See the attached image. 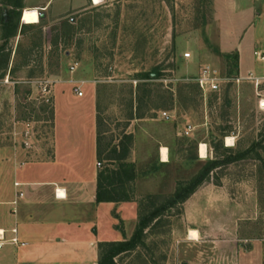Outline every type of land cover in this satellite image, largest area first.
I'll return each instance as SVG.
<instances>
[{"label":"rangeland","instance_id":"rangeland-1","mask_svg":"<svg viewBox=\"0 0 264 264\" xmlns=\"http://www.w3.org/2000/svg\"><path fill=\"white\" fill-rule=\"evenodd\" d=\"M32 8L46 17L24 20ZM255 52L264 54V0H0V200L8 194L2 197L3 161L52 159L60 94L93 124L105 184L121 163L136 174L117 186L129 199L102 210L104 238L83 245L92 259L79 264H98L100 243L130 239L140 216L157 209L160 220L143 243L116 264H264V61ZM204 64L229 76L254 73L259 81L245 78L221 94H205L193 81ZM153 68L160 79L143 76ZM145 89L164 94L163 101L142 104ZM78 116L69 122L71 135L90 141ZM216 158L223 165L172 205L178 187ZM7 252L21 250L0 251V264H11Z\"/></svg>","mask_w":264,"mask_h":264},{"label":"crops","instance_id":"crops-1","mask_svg":"<svg viewBox=\"0 0 264 264\" xmlns=\"http://www.w3.org/2000/svg\"><path fill=\"white\" fill-rule=\"evenodd\" d=\"M92 2L97 5L94 0ZM65 99L64 103L60 94L55 98V144L52 159L31 162L15 157L1 163L6 169L2 172V197L8 194L6 200H0L4 203L0 211V228L10 230L16 226L20 239L27 243L24 247H5L21 250L17 255L9 252L3 255L10 259L11 264L88 262L92 257L82 251L83 245H97L104 238L101 232L102 210L112 208L115 203L97 202L99 174L96 163L99 157L93 124L84 123L81 119L86 116L74 112L72 97ZM76 116L90 141H77L71 135L74 131L69 127V122L71 120L72 124H76ZM62 131L66 132L65 135H60ZM168 155L167 161L162 158L163 163L170 162L169 150ZM11 175L13 183L9 180ZM6 179L9 182L5 183ZM17 182L22 186L16 187ZM57 190H60L61 196H57ZM20 191L24 192V197L20 199L15 215L10 203ZM94 227L97 233L93 231ZM112 234L116 236V231Z\"/></svg>","mask_w":264,"mask_h":264},{"label":"trees","instance_id":"trees-1","mask_svg":"<svg viewBox=\"0 0 264 264\" xmlns=\"http://www.w3.org/2000/svg\"><path fill=\"white\" fill-rule=\"evenodd\" d=\"M10 15L11 12H9V17H11ZM143 76L148 80H158L162 77V74L159 68H153L151 71L146 72ZM164 97V94L152 95L151 90L145 89L142 95L141 103L145 104L147 99L151 102L154 100V103H156L159 102V100L163 101ZM156 107H160L159 104ZM220 147L221 144L218 145V148ZM101 153V149L98 145V157L101 155ZM231 160H233V158L227 159L228 162H230ZM222 165L223 163L220 162L218 158L209 161L205 165L204 169L198 175H196L189 183H187V185H180L178 187L175 195L173 196V200L171 201L172 205H176L188 199L204 182L208 180V178L210 177V173L214 169ZM120 167L122 168L121 172L120 170L113 172L112 178H114L116 182L113 179V181L109 185L105 184L106 176L102 173L99 174L97 191L98 203L112 201L120 202L129 199L128 197H124L123 195L117 193L116 188L117 186H120L122 188V186L124 185L123 183L125 182V179H123L125 176L129 181H132L135 179L136 174L133 171L128 172L126 170V163H121ZM146 213H149V215L146 217L142 215L140 216L138 228L130 239H125L124 241L120 242H102L99 244L100 253L98 264H116L115 258L117 256L132 251L143 243V240L146 235V229L151 227L153 223L159 221L162 215V212L158 209L154 211L146 210Z\"/></svg>","mask_w":264,"mask_h":264},{"label":"built area","instance_id":"built-area-1","mask_svg":"<svg viewBox=\"0 0 264 264\" xmlns=\"http://www.w3.org/2000/svg\"><path fill=\"white\" fill-rule=\"evenodd\" d=\"M255 55L257 58L261 61H264V54L261 52H255ZM186 58H190L191 54L187 53L185 54ZM73 70L75 68L73 67ZM246 80H249L251 82H254L255 80L259 81V78H257L254 73L249 74V76L245 77ZM245 78L241 76H229L227 74L222 73L218 68L210 65V64H204L199 72L196 74V76L193 78V81L197 84V86L205 93H215V94H221L223 89L232 87L233 85H239ZM257 85H259L260 82H256ZM45 91H49L48 89H45ZM76 93L79 96H83L84 92L81 89V86H77L75 89ZM263 99L261 100L260 104L263 105ZM164 118L170 119L171 116L169 113L165 112L163 113ZM193 130V127L190 126L187 133H190ZM101 165V163H99ZM16 187L22 186L21 183H15ZM57 196H61L60 190H57ZM24 197V192L20 191L17 193V196L15 200H13L10 204L13 206L12 213L17 214V205ZM4 203L0 202V211L2 209V206ZM10 233V235H8ZM27 243L22 241L19 237V230L15 226L11 228L10 230H6L4 228H0V251L3 250L7 246H14V247H24Z\"/></svg>","mask_w":264,"mask_h":264},{"label":"bare ground","instance_id":"bare-ground-1","mask_svg":"<svg viewBox=\"0 0 264 264\" xmlns=\"http://www.w3.org/2000/svg\"><path fill=\"white\" fill-rule=\"evenodd\" d=\"M103 2V0H94V3L99 5ZM25 15H24V20H27V21H35V20H38L40 19V13H39V9L37 8H32V9H26L25 10ZM263 104H264V101H262ZM233 142H234V139L232 137H227V145L228 146H232L233 145ZM208 150H207V145L202 143L201 146H200V156L201 158H207L208 156ZM162 158L164 161H167L168 158H169V155H168V149L166 147L163 148L162 150ZM190 235L192 237V239H197V231L196 230H191L190 232Z\"/></svg>","mask_w":264,"mask_h":264},{"label":"water","instance_id":"water-1","mask_svg":"<svg viewBox=\"0 0 264 264\" xmlns=\"http://www.w3.org/2000/svg\"><path fill=\"white\" fill-rule=\"evenodd\" d=\"M46 17V14L44 13V12H41L40 13V19H43V18H45Z\"/></svg>","mask_w":264,"mask_h":264}]
</instances>
